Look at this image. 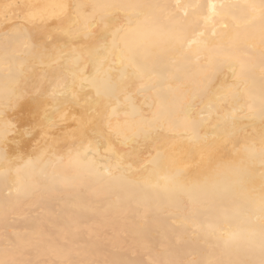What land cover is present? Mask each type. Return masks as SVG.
<instances>
[{
  "label": "bare ground",
  "instance_id": "obj_1",
  "mask_svg": "<svg viewBox=\"0 0 264 264\" xmlns=\"http://www.w3.org/2000/svg\"><path fill=\"white\" fill-rule=\"evenodd\" d=\"M0 264H264V0H0Z\"/></svg>",
  "mask_w": 264,
  "mask_h": 264
},
{
  "label": "snow or ice",
  "instance_id": "obj_2",
  "mask_svg": "<svg viewBox=\"0 0 264 264\" xmlns=\"http://www.w3.org/2000/svg\"><path fill=\"white\" fill-rule=\"evenodd\" d=\"M213 7H215V6H213Z\"/></svg>",
  "mask_w": 264,
  "mask_h": 264
}]
</instances>
